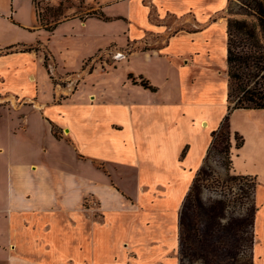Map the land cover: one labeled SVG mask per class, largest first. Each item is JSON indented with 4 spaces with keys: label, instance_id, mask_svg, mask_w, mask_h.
I'll return each instance as SVG.
<instances>
[{
    "label": "crops",
    "instance_id": "0c3cea01",
    "mask_svg": "<svg viewBox=\"0 0 264 264\" xmlns=\"http://www.w3.org/2000/svg\"><path fill=\"white\" fill-rule=\"evenodd\" d=\"M4 1L6 6L0 9V27L5 33L33 29L51 36L67 22L84 25L87 21L119 20L121 23L133 21L136 26L139 22L141 32H130V24L127 27L128 42L118 45L128 46L130 58L143 54L150 59L164 57L174 63L179 61V77L189 84L195 82L194 70L197 68L194 66L199 64L212 70L219 66L218 73L225 74V13L229 0H149L146 4L144 0H138L140 20L131 15L129 20L123 13L107 16L105 10L109 6L130 1L117 0L97 6L101 12L99 17L64 18L51 26V32L36 24L31 0ZM21 9L25 13L28 11V17ZM11 43L32 44L0 41V45ZM103 47L99 46L94 52ZM36 52H17L0 58V64L15 55L38 57ZM32 76V73L28 74L31 81ZM129 80L144 79L127 73L123 84L128 85L123 86L122 91L128 98L123 101L116 96L112 104H104L89 92L88 98L92 101L82 105L54 102V96L51 103L45 104L28 95L23 97V104L0 106L7 111L13 109L20 128L40 125L46 129L51 148L60 147L66 152L56 157L49 149L37 151L54 163L49 170L47 166L50 165L44 159L41 162L15 161L11 156L13 150L0 144V162L1 165L5 163L6 172L5 176L0 174V248L7 252V259L13 264H83V255L92 252L97 222L106 220L113 222L114 230L124 231L121 233L127 239L123 246L128 261L135 259L137 252L151 249L169 253L173 264H179V213L192 181L203 165L211 133L217 130L227 113L226 74L225 101L219 116L213 118L207 111L213 112L214 104L211 106L204 95L199 98V92H182L176 99L164 96L140 103L138 84L129 83ZM144 81L153 87L150 93L158 90L148 79ZM30 113H33L35 123L27 121ZM53 129H60L66 135L58 139ZM16 134L12 133L14 138H17ZM27 151L29 155L35 154V148ZM66 157L80 169H68ZM86 197L94 198V208L83 206ZM254 200L257 211L251 258L253 264H257L255 260L261 257L264 260V247L261 246V254L256 256V244L264 245V236L255 242L260 233L255 223L260 207L255 194ZM91 211L99 218H92ZM128 253L132 254L131 258Z\"/></svg>",
    "mask_w": 264,
    "mask_h": 264
},
{
    "label": "rangeland",
    "instance_id": "374dc122",
    "mask_svg": "<svg viewBox=\"0 0 264 264\" xmlns=\"http://www.w3.org/2000/svg\"><path fill=\"white\" fill-rule=\"evenodd\" d=\"M34 1L36 24L46 29L64 18L73 20L92 16L99 17L101 12L97 6L117 0ZM129 2L124 1L109 6L105 10L107 16H118L123 13L124 16L131 15L140 20L139 1L130 0ZM148 2L149 0H144L145 4ZM4 6H6V2L0 0V9ZM240 6L238 0H230L229 8L232 9V12H240ZM21 13L24 14L25 11L21 9ZM25 14L28 17V11ZM130 24V32H141L139 22L136 26L133 21L121 23L119 20L111 22L87 21L84 25L67 22L62 24L51 36H48L45 31L44 33L33 29H20L16 32L5 33L0 27V41L4 39L32 43L30 46L19 43L2 44L0 45V58L30 50L37 51L36 54L40 55L28 57L26 54H22L2 60L3 62L0 64V106L23 104L25 103L23 97L28 95L32 98L36 97L38 101L45 104L51 103L54 96V102L82 105L89 100L92 101L88 98L89 92H93L99 101H104V104L114 103L116 96L125 101L128 97L122 90L123 86L128 83L123 84V80L127 73H132L133 76H139L144 80L148 79L153 86L158 88L155 93H150L151 89L144 88L139 84V80H134L138 84L136 89L138 90L137 98L141 100L140 103L151 102V100L164 96L170 100L176 99L182 92L184 94L199 92V98L206 96L211 106L214 104V111H207L208 116L210 118L219 116L220 107L225 101L224 90L226 88L225 74L224 72L218 73L219 66L213 70L201 64L194 66L195 69L197 68L194 70L195 82H190V85L189 82L179 77L177 69L179 61L174 63L173 60L164 57L150 59L143 54L130 58L131 56H127L128 46H118H123L128 42L127 27ZM35 40L40 41L34 42ZM129 41H132V37H129ZM99 46L104 47L94 52ZM93 52L94 54H92ZM89 54H92L91 57L86 59ZM93 70L97 71L93 72ZM30 73L34 75L32 76L33 81L28 79ZM131 82L132 80H129V83ZM190 86L192 89H189ZM8 92L14 94H4ZM72 93L75 95L72 96ZM226 118V125L230 131L231 169L229 172L224 169L223 155L219 152L221 145L216 142L210 149L206 162L204 160L206 167L212 170L213 175L199 183L202 187L201 200L205 205L213 200H220L224 203L222 219H220L221 225H228L227 223L231 220L244 219L245 224L240 234L243 249L241 260L243 264H253L251 242L253 241V214L256 208L254 194L257 205L260 206L255 218L260 233L255 238V242L264 236V110L235 109L227 113ZM27 121L29 124L35 123L33 113L28 115ZM223 126L225 128V124ZM14 132H17V138L12 135ZM30 133L33 139H30ZM235 133L242 139V145L238 149L235 148ZM56 135L60 139L66 134L58 129ZM222 140L223 136L219 141ZM0 144L13 150L12 159L15 161L20 159L23 163L26 161L41 162L44 158L37 152L41 148L51 150L54 152L53 156L56 154V157L66 153L60 147L51 148V143L47 140V131L40 125L26 129L20 128L19 119L13 109L7 111V109L0 108ZM29 148H35V154L29 155L30 152L27 151ZM66 159L68 169H72V167L75 168L74 170L80 169V166H75L77 164H73L67 157ZM44 161L50 165L47 168L51 170L50 167L54 166L51 165L54 164L51 159H44ZM0 174L6 175L5 163L1 165L0 162ZM230 175L252 176L255 178L256 184L254 187H250L249 182L245 180L230 181L228 179ZM56 179L58 180V177ZM240 185L242 189H240ZM255 189L256 193H254ZM83 206L94 208L96 201L94 198L86 197ZM92 212H90V216L98 219V214ZM121 232L124 231H120L119 228L114 230L112 221H98L93 235L92 252L87 256L83 255L85 257L83 264H173L172 256L169 253L151 249L137 252L136 258L128 261L124 250V242L127 239L122 236ZM259 245L260 242L257 244L256 256L261 254V246L264 247V245H260V247ZM128 257L131 258L132 254L128 253ZM178 259H180L179 248ZM255 261L257 264H264L262 257ZM0 264H13L10 259H7V252L1 248ZM184 264H200V262L187 263L185 261Z\"/></svg>",
    "mask_w": 264,
    "mask_h": 264
},
{
    "label": "trees",
    "instance_id": "16d2710c",
    "mask_svg": "<svg viewBox=\"0 0 264 264\" xmlns=\"http://www.w3.org/2000/svg\"><path fill=\"white\" fill-rule=\"evenodd\" d=\"M34 5V0H31ZM240 12H232L230 0L226 9V80L227 113L235 110H264V0H238ZM45 29V28H44ZM51 32L53 27L45 29ZM133 83H136L132 80ZM139 84L153 90L144 80ZM226 113V115H227ZM226 115L217 130L211 133L205 162L210 149L219 142L222 164L229 172L230 131ZM225 124V128L224 125ZM225 129V132L223 131ZM54 136L56 130H52ZM57 136V135H56ZM223 136V140L219 141ZM235 148L242 145L236 133ZM204 164L197 171L180 209L178 224L179 264L200 262V264H243L242 241L244 219L231 220L221 225L224 203L213 200L205 205L201 200L200 181L211 177L212 170ZM230 181L245 180L255 186V178L249 175H230ZM240 189L241 185H240ZM255 193V190H254ZM257 211L255 208L254 216ZM253 232V231H252ZM252 247V242H251Z\"/></svg>",
    "mask_w": 264,
    "mask_h": 264
},
{
    "label": "bare ground",
    "instance_id": "6f19581e",
    "mask_svg": "<svg viewBox=\"0 0 264 264\" xmlns=\"http://www.w3.org/2000/svg\"><path fill=\"white\" fill-rule=\"evenodd\" d=\"M206 124H204V126H205ZM255 245V244H254ZM257 245V244H256ZM253 248H255V247H253Z\"/></svg>",
    "mask_w": 264,
    "mask_h": 264
}]
</instances>
